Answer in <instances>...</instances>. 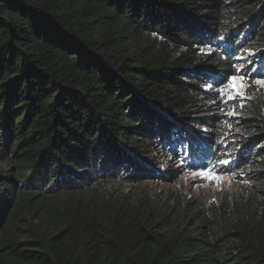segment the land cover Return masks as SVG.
<instances>
[{
    "label": "trees",
    "instance_id": "obj_1",
    "mask_svg": "<svg viewBox=\"0 0 264 264\" xmlns=\"http://www.w3.org/2000/svg\"><path fill=\"white\" fill-rule=\"evenodd\" d=\"M250 65L264 0H0V264H264V95L201 91Z\"/></svg>",
    "mask_w": 264,
    "mask_h": 264
},
{
    "label": "rangeland",
    "instance_id": "obj_2",
    "mask_svg": "<svg viewBox=\"0 0 264 264\" xmlns=\"http://www.w3.org/2000/svg\"><path fill=\"white\" fill-rule=\"evenodd\" d=\"M246 58V57H244ZM256 69L254 65L246 66L242 69L241 76L246 77L247 86L244 88V94L247 99L241 100L239 97L233 100H228V93L225 91V95L221 96L217 89L221 88L223 85L216 86L211 81H205L201 84V91L208 94L209 105H214V113L222 118L227 125L228 122L232 123L240 121L239 115L241 113V108L245 107L251 101L253 102L255 98L264 95V85L249 82L247 76ZM264 81V80H262ZM212 85L211 88L208 86ZM243 105V107H241ZM235 111V115H228L229 112ZM232 139V138H231ZM214 173H216L220 179L218 181H209L208 179L201 177L198 173H189L181 178L177 182V187L179 190L187 196L188 200L197 199L203 201L204 203H210L219 201L223 197L234 198L237 193L243 187L242 183L235 178L232 174H219L217 172V167H209Z\"/></svg>",
    "mask_w": 264,
    "mask_h": 264
},
{
    "label": "snow or ice",
    "instance_id": "obj_3",
    "mask_svg": "<svg viewBox=\"0 0 264 264\" xmlns=\"http://www.w3.org/2000/svg\"><path fill=\"white\" fill-rule=\"evenodd\" d=\"M242 69H243V66H241L240 68H237L236 72L239 73L242 71ZM254 82L257 84L264 85V81L258 80ZM246 86H247L246 77L241 76V75H230L227 78L226 82L223 84V86L217 89V91L221 96H224L225 91H227L228 100H233V99H236L237 97L243 100V99H247V97L244 94V88ZM208 87L211 88L212 85H209ZM241 107H243V105H241ZM235 114H236L235 111L228 113V115H235ZM221 163H227V161H222ZM199 175L201 177L208 179L209 181H218L220 179V177L216 173H214L211 169H207V168L201 171Z\"/></svg>",
    "mask_w": 264,
    "mask_h": 264
}]
</instances>
